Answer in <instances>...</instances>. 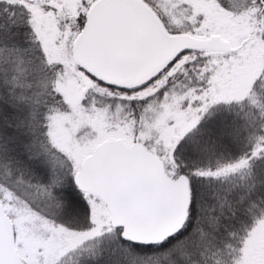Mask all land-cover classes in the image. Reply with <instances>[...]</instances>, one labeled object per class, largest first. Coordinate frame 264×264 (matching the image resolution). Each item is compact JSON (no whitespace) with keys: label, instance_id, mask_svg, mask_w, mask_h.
Masks as SVG:
<instances>
[{"label":"snow or ice","instance_id":"obj_1","mask_svg":"<svg viewBox=\"0 0 264 264\" xmlns=\"http://www.w3.org/2000/svg\"><path fill=\"white\" fill-rule=\"evenodd\" d=\"M0 264H264V0H0Z\"/></svg>","mask_w":264,"mask_h":264}]
</instances>
